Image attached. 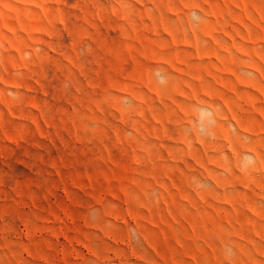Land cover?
<instances>
[{"label":"rangeland","instance_id":"1","mask_svg":"<svg viewBox=\"0 0 264 264\" xmlns=\"http://www.w3.org/2000/svg\"><path fill=\"white\" fill-rule=\"evenodd\" d=\"M0 264H264V0H0Z\"/></svg>","mask_w":264,"mask_h":264}]
</instances>
